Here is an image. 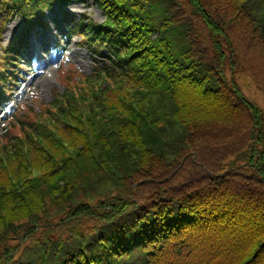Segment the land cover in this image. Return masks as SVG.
Returning a JSON list of instances; mask_svg holds the SVG:
<instances>
[{
    "label": "trees",
    "instance_id": "trees-1",
    "mask_svg": "<svg viewBox=\"0 0 264 264\" xmlns=\"http://www.w3.org/2000/svg\"><path fill=\"white\" fill-rule=\"evenodd\" d=\"M0 0L23 24L0 103L46 11L102 61L0 134V264H264V0Z\"/></svg>",
    "mask_w": 264,
    "mask_h": 264
},
{
    "label": "rangeland",
    "instance_id": "rangeland-1",
    "mask_svg": "<svg viewBox=\"0 0 264 264\" xmlns=\"http://www.w3.org/2000/svg\"><path fill=\"white\" fill-rule=\"evenodd\" d=\"M65 8L76 12L78 16L82 12H87L96 21H102L105 17L103 9L94 0H73ZM60 16V9L56 4L47 9L46 26H37L26 50L21 54L20 62L23 67L21 76L18 77V82L14 85L7 101L0 107V130H3L5 120L9 115L19 107L28 104L36 106L35 110H37L42 102L50 101L56 91L64 90L62 66L67 70L75 71L78 76L80 73L89 74L97 61H102L95 57L85 44L79 42V35L73 34L67 38L69 30ZM22 24V17L19 15L7 22L0 44V54ZM227 75L237 81L255 104L264 108V96L250 76L245 72H240V69H237L236 73L229 70ZM8 101L9 103L13 101L15 106L10 109L5 118L2 117V112L4 108L9 109Z\"/></svg>",
    "mask_w": 264,
    "mask_h": 264
}]
</instances>
